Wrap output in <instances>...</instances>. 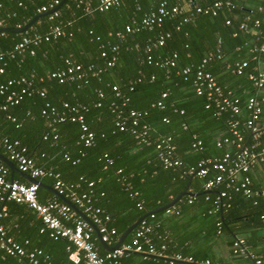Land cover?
<instances>
[{
    "label": "trees",
    "instance_id": "16d2710c",
    "mask_svg": "<svg viewBox=\"0 0 264 264\" xmlns=\"http://www.w3.org/2000/svg\"><path fill=\"white\" fill-rule=\"evenodd\" d=\"M54 1L0 0V22L7 29L25 27L40 15L39 10L43 6H49ZM59 1L61 15L58 19L50 21L47 15L42 16L27 31L5 32L0 38V54H4V59L0 61V66L4 67V73L0 74V85L8 80L22 77L30 79L31 75H35L34 87L46 93L45 98L38 94L25 96L19 105L5 112L0 111V137L19 141L38 166L52 168L60 173L64 183L75 192L81 194L92 191L94 205L110 217L108 229L116 231L111 239L113 246L139 218L148 211L171 204L189 185L191 195L183 196L173 206L178 213L166 214L164 210L155 213L153 219L147 218L149 223L159 227L158 231L164 237L162 242L152 236L153 243L156 249L165 244L167 255L192 257L196 264H203L206 260L215 264L206 252H192L189 248L180 247L189 241L188 235L180 229V224L188 230V226L197 222L199 230L194 236L200 237L203 233V238L211 239L234 233L231 224L239 222L242 216L251 218L253 213L262 222L260 216L264 208H260L262 196L248 199L241 192L230 190V199H224V206L215 211L213 202L216 190H223L225 185L216 187L212 193H206L204 184L212 176L211 173L205 178L182 176L201 159L220 156L230 148L227 145L218 148L216 145L219 138L231 136L228 130L229 113L218 114L214 107L206 109L208 101L205 96L196 94L193 78L203 58L216 53L221 42L222 58L216 57L209 62L206 71L212 73L224 89L234 90V94L241 99L242 113L239 118L248 117L245 102L255 93L248 76L255 72L257 60L264 56L261 52H251L261 45V37L264 36V0H260L251 12L244 9L240 0H229L234 7H224L217 16L193 14L186 23L183 22V16H177L165 19L161 26L140 28L133 33H127L126 27H137L146 14L157 11L162 0H121L118 5L105 11L98 9L97 0H92L90 11H86L85 5L79 4L77 0ZM164 1L172 7L183 4L185 0ZM212 1L202 0L198 4L206 6ZM247 16L262 21L258 32L240 30ZM226 20H230L229 25ZM53 23H60L73 36L43 42L35 48L34 55L27 51L24 55L10 57L14 46L23 37L43 35ZM118 32L125 34L122 40L117 38ZM163 32L170 33V37L166 38L163 46H158V38ZM109 43L119 45L117 60L112 67H107L106 60L100 56L101 45L107 46ZM66 59L74 60L84 67L90 64L102 67L103 72L97 77L87 74L80 81L64 84L49 80L48 75L62 69ZM167 59H173L175 66L156 65ZM238 61H246L248 65L241 75L233 72ZM186 67L192 68L188 76L181 74ZM41 77L44 79L42 82L39 81ZM114 86L118 87L119 95L113 91ZM164 92H168L169 96L164 100L165 108L161 109L156 103ZM5 99L6 96L0 95V105ZM64 103L88 109L81 113L85 124L94 134L92 146L83 145L80 122H54L56 116L64 112L66 116L69 114V110L63 107ZM47 105L56 109V112L43 115L42 110ZM132 109L147 113L140 126L146 124L150 128L147 136L150 144L139 143L135 139L131 124L124 131L116 126L118 115L128 117ZM166 118L169 123L163 121ZM168 135L172 137L176 155L182 162L179 169H165L159 159L156 142ZM193 136L202 140L201 151L192 148ZM0 153L4 154L3 150ZM66 155H69L70 160H66ZM15 178L28 184L18 175ZM40 180L53 187V179L44 177ZM90 183L93 185L90 186ZM136 193L138 195L135 196ZM38 198L44 203L55 198V195L40 187ZM140 202L143 204L142 209L138 208ZM6 206L8 209L0 224L9 236L22 244L28 240L27 248L42 250L52 264H76L68 258L66 241H54L47 233H39L40 222L26 205L7 202ZM242 208H251V211L241 213ZM132 237L133 233L125 242H130ZM94 239L100 253L105 254L106 250L95 232ZM120 263L170 264L164 258L140 253H128L120 259ZM0 264H17V259L0 249ZM77 264L85 262L82 260ZM173 264L188 263L179 261Z\"/></svg>",
    "mask_w": 264,
    "mask_h": 264
},
{
    "label": "built area",
    "instance_id": "2783aa9c",
    "mask_svg": "<svg viewBox=\"0 0 264 264\" xmlns=\"http://www.w3.org/2000/svg\"><path fill=\"white\" fill-rule=\"evenodd\" d=\"M79 4L85 5V10L90 11L92 0H77ZM121 0H97L98 9L100 11L108 10L116 6ZM198 1L202 0H185L181 5L169 7L167 2L162 0L158 6L157 11L146 14L142 22L137 27H126L127 33L139 31L140 28L152 29L155 25L161 26L165 19L183 16V22H189L193 14H204L217 16L219 12L225 7L232 9L233 3L229 0H214L209 5H199ZM21 5V3H20ZM61 2L55 0L49 6H43L39 12L46 14L50 21L56 20L60 17L59 7ZM1 7V5H0ZM249 22V23H248ZM250 22L252 23L250 25ZM226 24H230V20H226ZM262 26L260 19H253L247 16L245 21L241 23L240 30L246 33H256ZM22 28L18 27L17 29ZM3 23L0 22V38L5 34L3 31ZM179 29V26L177 27ZM73 33H67L60 23H53L49 26L48 31L43 34H36L33 37H23L11 52L10 57L15 58L18 55H24L27 51L31 55L35 54V48L39 47L43 42L57 41L60 38H71ZM119 40L125 37V34L118 32L116 34ZM170 37V33L163 32L158 38L157 45L163 46L166 38ZM101 58L105 59L107 67H112L117 60L119 45L107 44L101 45ZM216 53H210L203 58L198 69L194 73L193 87L197 95L205 96L208 103L206 109L214 107L218 114L229 113L230 121L228 122L229 133L231 136L219 138L217 140V147L221 148L223 145L230 147L220 156H211L201 159L196 165L191 166L186 170L182 176H197L205 178L211 173V177L205 182L204 190L206 193H212L216 187L225 185L223 190H216V198L214 200L215 211L221 209L224 204L223 200L230 199L229 191L233 190L241 192L246 198L253 199L256 196H264V191L255 190L252 186V179L250 176L251 169L256 164L264 163V70L255 69L254 73H250L248 78L253 83L255 90L245 102V109L248 117L240 119L242 113L241 99L234 94V90H226L214 77V75L206 71V65L217 59L222 58L221 42L218 43ZM252 53H264V36L261 37V45L253 48ZM111 53V56H109ZM176 58V55L174 56ZM4 59V54H0V61ZM161 67L175 66L173 59H167L162 64H156ZM246 61H238L234 65L233 72L241 75L245 72L247 67ZM229 68V67H227ZM103 72L102 67L90 64L84 67L74 60L66 59L65 65L62 69L51 72L48 75L49 80H55L59 84L66 82L80 81L84 79L87 74L94 77L99 76ZM4 73V67L0 66V74ZM192 73L191 67H186L182 70L183 75L188 76ZM35 75H31L30 79L20 78L8 80L0 85V95L6 96L5 102L0 105V111H8L10 107L17 106L25 96H33L38 94L45 98L44 90L36 89ZM39 81H44L43 77ZM113 91L119 95L118 87L114 86ZM133 90L134 88L131 87ZM102 97L103 95L100 94ZM169 96L168 92L162 94L161 99L156 103L158 108H165V99ZM64 109L69 110L66 116L65 112L56 116L55 123H62L65 121H78L81 124V136L85 147L93 145L94 134L84 122V115L81 111H87L85 106L71 107L68 103L63 104ZM49 105L42 110L43 115H48L50 112L54 114L56 109L50 108ZM183 114V111H181ZM147 116L146 112H139L134 109L129 110L128 117L118 115L116 126L121 130H127L131 124V133L139 143L150 144L148 133L150 128L144 124L140 126L142 118ZM129 119L131 120L129 122ZM169 123L166 118L163 120ZM192 148L195 151H201L203 148L202 140L193 136ZM156 149L159 151V159L165 169H179L182 166L181 160L176 155V145L173 143L171 136H162L156 142ZM0 150H3L7 159L15 164L17 169L30 177L40 180L47 177L54 180L53 188L68 199L86 218L84 219L71 205L63 202L60 198H50L46 202H41L38 198V190L40 186L35 183H23L12 177L11 169L0 159V220L7 212V202H15L17 204H24L35 214L36 219L40 222L39 233H47L54 241L64 240L67 242L66 251L68 258L73 263H80L82 260L85 264H121L120 259L128 253H140L145 256H156L158 258L166 259L170 264L174 262L184 261L188 264H196L192 257H183L180 254L167 255L166 245L160 246L156 249L153 243V237H157L164 242V237L159 233V227L148 222L147 218L153 219L155 212L149 214L144 218L132 232L133 237L130 242H124L119 248L101 254L98 245L94 239V232L97 237L101 236V241L109 247L112 245V236L116 234L115 229L109 230L107 223L110 220L109 215L95 206L92 197V191L89 193H77L72 188L68 187L61 178L60 173L52 168H42L38 166L34 158L28 155L27 148L22 146L19 141H12L8 137H0ZM83 156L84 153L81 152ZM66 160H70L69 155H66ZM121 173V170L119 171ZM90 186L93 183L89 184ZM73 187V186H72ZM138 195L137 193L135 196ZM207 199H209L207 197ZM192 200H190V203ZM138 208L142 209V202L138 203ZM151 212V211H148ZM147 212V213H148ZM178 213L175 208L168 207L165 209L166 214ZM264 221V216H261ZM153 236V237H152ZM99 241L100 238L98 237ZM118 242V241H117ZM29 241L26 240L23 244L17 242L13 237L9 236L5 227L0 224V249L7 255L17 259V264H52L50 258L40 249H28ZM233 253L235 255H247V247L245 240L242 238L235 239L233 243ZM43 260V263H41ZM203 264H212L210 260H206ZM218 264V263H215ZM256 264H262L261 260H256Z\"/></svg>",
    "mask_w": 264,
    "mask_h": 264
},
{
    "label": "crops",
    "instance_id": "0c3cea01",
    "mask_svg": "<svg viewBox=\"0 0 264 264\" xmlns=\"http://www.w3.org/2000/svg\"><path fill=\"white\" fill-rule=\"evenodd\" d=\"M259 1L260 0H240L244 9L249 12L258 6ZM253 40L252 43H254ZM257 65L259 69L264 70V56L257 60ZM16 175L18 174H14V177H16ZM250 176L253 188L255 190L264 191V163L256 164L251 169ZM260 201V208H264V196L261 197ZM245 211L249 212L251 208H242L240 212L244 213ZM262 214L264 215V212ZM180 225V229L183 230L185 235H188L187 238L189 240L183 246L181 245V248H189L192 252H206L213 262L218 264H256V260L258 259H261L263 262L262 264H264V221H259L253 213L251 214V218L250 216H242L239 222L231 224L234 233L212 237L211 239L203 238V233L200 234V237L194 236L196 231L199 230L197 222L188 226V230L182 227L183 224ZM174 236L176 237L178 235L175 234ZM237 238L245 240L247 244V255H235L233 253L232 240ZM210 257L208 258L210 259Z\"/></svg>",
    "mask_w": 264,
    "mask_h": 264
},
{
    "label": "water",
    "instance_id": "95a60500",
    "mask_svg": "<svg viewBox=\"0 0 264 264\" xmlns=\"http://www.w3.org/2000/svg\"><path fill=\"white\" fill-rule=\"evenodd\" d=\"M42 16H46V14H40L38 15L37 17H35L31 22H29L25 27H22V28H19V29H3L4 32H16V33H23L25 31H27L32 25L34 22H36L40 17ZM0 159L11 169L12 171V177L14 178V174H18L19 176H21L23 179H25L27 182L29 183H35V184H38L40 187H43V188H46L48 189L50 192H52L55 196H57L58 198H60L63 202L71 205L75 210H77V212L84 218L86 219L87 221H89L86 216L80 212L68 199H66L63 195L59 194L58 191H56L53 187L51 186H48L46 184H44L43 182H41L40 180H37V179H34L32 177H30L28 174H25L21 171H19L17 169V167L15 166V164L13 162H11L9 159H7L4 155L0 154ZM189 185L187 186V188L169 205L165 206V207H162L158 210H155V211H151V212H148L146 213L144 216H142L141 218H139L135 223H133L129 228H127L123 233L122 235L120 236L117 244L114 246V247H109L107 244L103 243L101 241V236L100 234L98 233V230L96 229L95 227V230L98 234V237L100 238V243L101 245L104 247L105 250L107 251H110V250H114L116 248H119L126 240V238L136 229V227L138 226V224L146 217L149 216L150 213L152 212H161V211H164L165 209H167L168 207H171V206H174L177 201L182 198L183 196H186V195H191V192L189 191ZM90 222V221H89Z\"/></svg>",
    "mask_w": 264,
    "mask_h": 264
},
{
    "label": "clouds",
    "instance_id": "9594fccd",
    "mask_svg": "<svg viewBox=\"0 0 264 264\" xmlns=\"http://www.w3.org/2000/svg\"><path fill=\"white\" fill-rule=\"evenodd\" d=\"M119 240V239H118Z\"/></svg>",
    "mask_w": 264,
    "mask_h": 264
}]
</instances>
